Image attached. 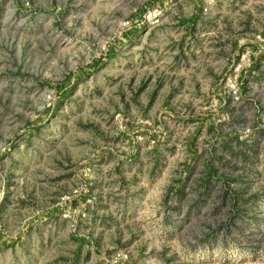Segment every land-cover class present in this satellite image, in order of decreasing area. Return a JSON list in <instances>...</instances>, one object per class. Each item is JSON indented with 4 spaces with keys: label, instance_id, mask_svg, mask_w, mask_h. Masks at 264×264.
I'll return each instance as SVG.
<instances>
[{
    "label": "rangeland",
    "instance_id": "rangeland-1",
    "mask_svg": "<svg viewBox=\"0 0 264 264\" xmlns=\"http://www.w3.org/2000/svg\"><path fill=\"white\" fill-rule=\"evenodd\" d=\"M0 264H264V0H0Z\"/></svg>",
    "mask_w": 264,
    "mask_h": 264
},
{
    "label": "built area",
    "instance_id": "built-area-1",
    "mask_svg": "<svg viewBox=\"0 0 264 264\" xmlns=\"http://www.w3.org/2000/svg\"><path fill=\"white\" fill-rule=\"evenodd\" d=\"M207 4H214L216 0H205Z\"/></svg>",
    "mask_w": 264,
    "mask_h": 264
}]
</instances>
